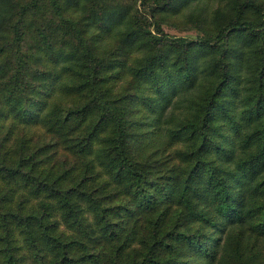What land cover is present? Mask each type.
I'll use <instances>...</instances> for the list:
<instances>
[{"label":"trees","instance_id":"obj_1","mask_svg":"<svg viewBox=\"0 0 264 264\" xmlns=\"http://www.w3.org/2000/svg\"><path fill=\"white\" fill-rule=\"evenodd\" d=\"M47 1L31 0L21 6L18 20L12 26L15 33L12 42L15 45L22 42L21 23L44 4L48 20L40 36L49 42L50 27L56 19H61L83 45L86 61L75 64V73L73 66L67 67L68 72L74 73L73 78L63 81L58 90L63 97L81 102L74 107H55L45 122L40 120L46 127L50 124L63 132L64 145L73 146L71 143L77 140L76 152L82 156L83 169L80 179L66 187V176L48 173L47 177L45 174L41 177L38 172L25 171L23 159L12 164L0 163V174L32 185L30 195L42 201L35 213L24 214L6 210V202L0 197V244L8 245L2 252V264H18L17 255L9 248L16 242L12 234L16 229L36 251L37 264H217L230 249L235 250L234 245L244 240L254 243L264 240L263 8L252 2L259 20L251 21L245 16L250 6L237 4L234 16L214 38L197 41L171 38L173 45L185 52L198 46L199 56L189 53L184 61L176 59L168 65L167 59L158 52L146 54L144 64L135 74L153 90L141 101L138 110V131L144 136L141 157H150L153 146L150 137L161 130L176 145L171 155L175 168H165L167 176H156L157 171L148 176L153 166H147L151 162H141L133 154L134 134L129 130L132 123L127 122L124 110L99 86L100 60L82 36L79 24L83 20L69 16L62 0ZM163 1L153 3L158 8L178 2ZM74 5L82 18L92 24L103 28L110 23L124 24V41L144 51H154L164 45L158 36L154 39L155 45H151L152 33L144 32L136 15L129 22L126 7L108 4L105 0H77ZM231 34L238 37L236 43L229 39ZM10 43L4 41L0 52L6 51ZM203 57L206 66L201 69L199 61ZM56 59L71 61L64 54L57 55ZM18 65L10 73L16 87L23 74L21 64ZM241 68H246L245 76L238 74ZM201 74L215 79L217 74L221 79L192 106V115L175 117L173 111L168 112L175 99L200 84ZM56 114L61 118L50 121ZM146 125L150 126L148 130L143 128ZM158 155L164 156V153L158 152ZM86 172H90L89 176ZM105 177L117 183V189H107ZM135 205L145 214L147 224L138 239L142 250L129 251L125 257L126 249L135 238L123 223L124 213H131ZM84 210L92 215L98 229L85 224ZM55 213L78 237L87 238L91 244L76 238L67 240L64 234H57L59 222L51 220ZM186 217L191 234L185 237L188 246L193 248L192 256L174 251L169 242L174 240L170 238ZM130 218L131 214L127 219ZM105 240L108 248L99 249ZM43 249L48 255L42 254ZM245 261L263 264L260 250L251 253Z\"/></svg>","mask_w":264,"mask_h":264},{"label":"rangeland","instance_id":"obj_2","mask_svg":"<svg viewBox=\"0 0 264 264\" xmlns=\"http://www.w3.org/2000/svg\"><path fill=\"white\" fill-rule=\"evenodd\" d=\"M30 1L0 0V41L3 39L0 42V47L4 41L8 43L13 41L15 33L12 26L18 20V10ZM84 1L80 0V2ZM88 1L94 2L96 0ZM105 1L108 4L126 7L129 22L136 15L139 19V25L144 28V32L152 33L151 45H155L154 39L157 36L164 40L162 47L154 51H144L141 47L128 42L126 39L124 41V32L126 31L124 24H119L120 22L110 23L104 28L92 24L82 18L79 8H74L77 0H62L64 8L70 14L69 16L77 21L83 20L79 24L82 36L100 60L101 68L98 70L99 86L107 97L113 99L115 104L124 110L127 122L132 123L129 130L134 134L132 144L134 156L141 162H151L147 166V168L153 166L149 169L148 176H152L156 171V176H162L165 168H175L171 155L176 148V145L172 144L162 130L150 137V140H153L150 157L146 159L141 157L144 136L138 131L140 130V121L137 120L140 113L138 110L141 108V101L149 97L153 90L150 84L146 81L142 82L143 80L137 78L135 74L144 64L146 54L151 52V55L158 52L164 60L167 59L168 65L176 59L182 62L189 53L196 54L198 46H195L190 52H185L175 47L171 38H186L197 41L202 38L216 37L218 30L224 27L234 16L237 4L250 6L247 8L246 18L251 21H258L259 15L251 4L253 2L264 10V0H193L189 3L178 0L173 6H160L158 8L153 3L154 0ZM169 1L164 0L163 2ZM41 2L49 1L41 0ZM46 10V5L43 4V7L37 10L36 13L28 14L24 22L21 23L22 42L19 45L12 42L6 51L0 52V163L12 164V162H19L23 159L25 171L38 172L37 175L41 177H43L41 174L46 175L48 173L51 176H66L67 181L64 185L67 187L72 186L71 184L75 180L80 179L79 176L83 169L82 156L76 152L78 148L75 147L77 140L71 143L73 146L64 145L63 132L58 131L50 124L46 127L45 123L40 120L42 119L45 122L49 116L47 114L53 111L55 107H74L81 102L80 99L74 100L72 98L71 100L63 97L58 90L63 81L73 78V74L77 71L75 64H78L79 61L81 63L86 61V58H84V47L80 44L77 35L72 33L71 28L61 19H56L50 27V43L40 36V30L48 20ZM234 36L231 34L229 38L232 43L237 42L238 37ZM59 54L70 56L71 61L63 60L68 64L58 61L56 56ZM196 55L199 56V54ZM72 62H74V65H71ZM199 63L201 69H204V66H206L205 58H201ZM18 64H21L23 74L18 81V87H16L14 81L11 80L10 73H13L11 71L19 66ZM68 66H73V74L67 71ZM240 70L241 72L238 74L245 76L246 68ZM215 77L217 79L214 77L206 78L205 74H201L198 80L200 84L175 99L168 112L173 111L175 117L192 115L194 113L192 106L199 102L214 85L220 82L221 78L217 74ZM139 82H141V86ZM240 87L241 90L244 89L243 85H240ZM22 92H25V94ZM135 111L138 112L135 113ZM57 117L61 118L56 114L51 117L50 121L56 120ZM143 128L148 130L150 126L146 125ZM158 152L160 154L164 153V156L158 155ZM152 156H155L156 159L151 160ZM82 174L84 175V173ZM89 174L90 172H86L85 175L89 176ZM69 176L70 179H68ZM106 186L107 189L114 190L117 189L118 184L108 178ZM32 188L33 186L30 184L25 185L22 181L0 174V197L6 202V210L21 211L24 214L35 213L42 201L40 197L30 195ZM81 208L83 210L85 205L82 204ZM131 211V213L129 211L124 213L126 219L123 223L129 226L135 241L126 249L125 257L129 255V251L136 250L138 252L142 250L138 239L147 224L145 214L139 210L137 205ZM133 211L135 212L133 213ZM82 213L85 217V224L90 225L93 230L98 229L92 215L85 210ZM129 214H131V218L128 220ZM51 220L59 222L57 234H64L67 240L76 238L91 244L87 238L78 237V234L61 220L59 214L55 213ZM188 222L187 217L182 219V224L178 226L177 231L170 238L174 240L169 242L174 247V251H182L187 253L188 256H192L194 254L193 248L188 246L187 237H185L191 234L187 230ZM19 232L16 229L12 233L13 237L16 238V242L9 248L17 255L18 264H37L39 257H37L36 251L23 240ZM95 235L98 236V233H95ZM100 245L99 249L101 250L108 248V241L105 240L104 244L100 243ZM7 246L3 247L0 244V264L4 261L2 252L7 249ZM233 248L235 250L230 249L229 254L217 264H240L241 261L247 264L245 260L257 250H260L264 264L263 239L259 240L258 243H254L252 240H244L239 245H234ZM76 249L73 248L74 251ZM81 252L79 251V254ZM42 254H47L46 249H43ZM76 254H78V251Z\"/></svg>","mask_w":264,"mask_h":264}]
</instances>
